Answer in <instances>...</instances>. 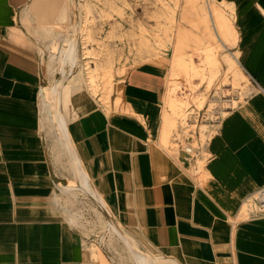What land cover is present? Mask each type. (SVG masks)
<instances>
[{"label": "crops", "instance_id": "0c3cea01", "mask_svg": "<svg viewBox=\"0 0 264 264\" xmlns=\"http://www.w3.org/2000/svg\"><path fill=\"white\" fill-rule=\"evenodd\" d=\"M33 1L0 0V264H140L137 252L149 264H264V210L252 198L264 185V0H226L237 3L238 49L254 90L205 144L196 140L197 148L193 137L185 147L169 137L189 95L183 88L171 95L165 64L122 57L112 65L111 85L96 94L85 70L48 73L43 59L52 43L45 45L43 33L29 35L21 21L44 17L37 6L30 11ZM141 13L135 19L153 35V23ZM72 14L67 39L75 42L74 68L86 60L85 53L78 59L81 51L139 49V34L132 31L128 42L124 26L108 39L117 21L105 20L107 12L74 8ZM65 40L59 36L57 52ZM142 40L140 50H150L153 43ZM56 115L112 221L133 245L118 235L130 256L100 243L93 259L87 246L94 236H83L91 224L81 225L74 206L61 205L51 159L56 143L65 147ZM165 133L176 149L163 144Z\"/></svg>", "mask_w": 264, "mask_h": 264}, {"label": "rangeland", "instance_id": "374dc122", "mask_svg": "<svg viewBox=\"0 0 264 264\" xmlns=\"http://www.w3.org/2000/svg\"><path fill=\"white\" fill-rule=\"evenodd\" d=\"M44 1L42 3H39L38 0L33 1V9H30L33 14L36 13L35 6L38 7V10L43 9L45 12L44 17L23 19L21 21L27 27L29 35L35 37L38 33H43L38 34V37L43 39L45 45L48 42L52 43L50 51L45 52L48 53L49 57L45 58L44 56L43 59L46 70L51 75L61 74V64L53 59V55L57 54L58 44L61 42L58 41L59 36H63L65 39L69 37L68 29L73 27L72 11L74 8L82 13L84 10L88 13L105 11L107 12L105 20L111 21L114 19V21H117L115 27L110 26L109 40L117 37L115 32L123 26L125 29L127 28L124 29L123 38L125 37L128 42H131L134 38L132 35L135 33H132V31L139 34L134 35L135 39L139 38L138 50L118 53L111 50L100 52L81 51L78 59L85 53V62L77 63L75 68L74 66L65 67V73L71 71L79 74L82 70H85L86 74L89 75L95 94L103 92L111 85L112 65L121 62L122 57H124L125 63L129 61L132 55H134V62L143 60L157 62L160 59L167 67V73H169V60L172 57L173 48L176 44L179 45L180 53L192 69L186 68L184 62L181 61L175 68L179 74L176 75L177 77L171 78L174 81L172 86L175 87V90L171 88L170 91L176 93L183 88L187 90L189 97L186 102L179 104V108L176 109L169 137L175 135L184 147L188 144V137L195 139L194 148L198 147L197 141L200 142L199 145L205 144L226 113L254 90L253 84L255 83L242 66L243 52L238 49L240 37L236 30L238 23L235 17V5H237L235 2H227L226 0L220 2H215V0ZM252 5L255 9L259 7L257 2H252ZM51 11L59 12L60 17H56L58 13L55 14V17H52ZM138 11H141V14L145 17V23L148 20L153 23V28L150 27L154 30L153 35L145 29L143 22H138L135 19ZM85 23L90 25L93 20H87ZM82 26L84 25L82 24ZM142 36L145 37L146 44L152 42L154 45L151 44L150 50H146V52L140 50L143 47ZM71 37L75 38L73 35ZM118 37L121 36L118 35ZM83 38V29H81L82 42ZM93 39H95L94 36ZM84 41L86 43L90 40ZM228 59H232L231 61L238 65L246 78H240L234 73V70L229 68ZM89 60L95 63L92 69L88 67ZM121 72L118 74H121ZM106 76L107 78H105ZM97 79H101V85H95ZM178 128H181V132L178 131ZM196 132H199L198 139L196 138ZM163 144L173 149L177 148L176 144H169L167 141ZM54 146L51 159L56 175L60 176L57 180V185L62 192L59 196L60 203L64 208L69 205L74 206V219L80 221L81 225L85 221L91 224V228L88 227L83 236L87 237L90 234L94 236L91 244L87 246L92 258H97L101 248L100 243L110 251L117 250L126 256H130L126 243L108 227V221L113 219L110 212L104 209L92 195L77 189L80 180L66 147H59L57 143ZM185 151L187 152V148ZM62 185H70L72 188L64 190ZM124 260L127 261L126 258Z\"/></svg>", "mask_w": 264, "mask_h": 264}, {"label": "bare ground", "instance_id": "6f19581e", "mask_svg": "<svg viewBox=\"0 0 264 264\" xmlns=\"http://www.w3.org/2000/svg\"><path fill=\"white\" fill-rule=\"evenodd\" d=\"M220 25H222V24H220ZM65 41L67 42V45L63 48V50L60 49L61 51L59 50L57 52V54H55V55H59L58 59L60 61L59 63L61 64V67L60 68H61V71L62 72L64 71L63 67H64L65 64L68 63L70 66H73L75 64V61H76V50H75V46H74L75 45L74 44L75 42L72 41V40H68V39H66ZM180 54H181L180 53V47H179L178 44H176L174 46V48H173L172 57L169 60V73L168 74L170 76V79L172 77H177L176 75L179 74V73L176 72L175 68L177 67L178 64L181 63V61L184 62L186 68L188 67L189 69H192L191 66H188L187 65V62L185 60V57L182 54L181 55ZM231 60L232 59H228V61L230 63L229 68L231 70H234V73H236L240 78H246L245 74L240 70V68L238 67V65H236V63L233 62V61H231ZM156 64L158 66L161 65V64H163L162 63V60L159 59V61H157ZM172 84H171V88L174 89L175 87L172 86ZM171 95H173V93ZM178 108H179V106L177 107V109ZM227 115H228V112L224 116V119L227 117ZM56 120H57V125H58V128H59L60 134H61L62 143L66 147V149H67V151L69 153L70 159H71V161L74 164L75 171H76V173H77V175L79 177V180H80L79 181L80 182V185H79V187H77V189L82 190V191H86L88 194L92 195L100 203V205L104 209H106V203H105V201L96 192V190L94 189L93 183L89 179V176H88L87 172L82 167L81 162L79 161V159L74 155L73 149H72V147L70 146V143H69V137H68V135L66 133V128H65V124H64V121H63L62 116H60V115L57 116L56 115ZM171 127H172V125H171ZM167 135H166V133L163 135L162 141H164V142L166 141ZM186 148H187V152H190L191 151V148L190 147L187 146ZM62 186H63L62 188L64 190H70L72 188V186H70V185H62ZM256 196H257V190L252 195V198L254 199V198H256ZM255 203H256V201H255ZM108 227L110 229H112L115 233H117V235H119L129 246H133L130 242L127 241L128 238L125 235H123L121 229L111 219L108 221ZM135 256H136L137 261L140 264H149V259H148V256L147 255H145L143 253L137 252L135 254ZM151 264H153V263H151Z\"/></svg>", "mask_w": 264, "mask_h": 264}, {"label": "built area", "instance_id": "2783aa9c", "mask_svg": "<svg viewBox=\"0 0 264 264\" xmlns=\"http://www.w3.org/2000/svg\"><path fill=\"white\" fill-rule=\"evenodd\" d=\"M261 210H264V185L257 189V196L254 198Z\"/></svg>", "mask_w": 264, "mask_h": 264}]
</instances>
